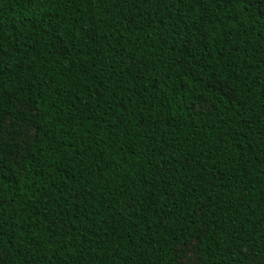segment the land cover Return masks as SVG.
Segmentation results:
<instances>
[{
    "label": "trees",
    "instance_id": "16d2710c",
    "mask_svg": "<svg viewBox=\"0 0 264 264\" xmlns=\"http://www.w3.org/2000/svg\"><path fill=\"white\" fill-rule=\"evenodd\" d=\"M0 264H264V0H0Z\"/></svg>",
    "mask_w": 264,
    "mask_h": 264
},
{
    "label": "rangeland",
    "instance_id": "374dc122",
    "mask_svg": "<svg viewBox=\"0 0 264 264\" xmlns=\"http://www.w3.org/2000/svg\"><path fill=\"white\" fill-rule=\"evenodd\" d=\"M33 129L24 123L13 124L11 120H7L3 129V139L20 146V151L25 152L26 142L32 137ZM179 261L183 263H194L197 260L198 250L197 241L192 239L187 244L178 248Z\"/></svg>",
    "mask_w": 264,
    "mask_h": 264
}]
</instances>
